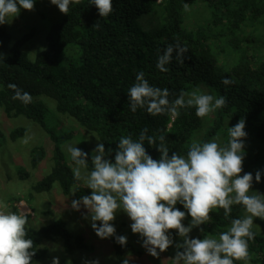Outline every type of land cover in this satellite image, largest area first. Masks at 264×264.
<instances>
[{"label":"trees","instance_id":"obj_1","mask_svg":"<svg viewBox=\"0 0 264 264\" xmlns=\"http://www.w3.org/2000/svg\"><path fill=\"white\" fill-rule=\"evenodd\" d=\"M40 1L35 0L34 6ZM96 23L99 27L93 26ZM34 33L32 30L14 41L5 25H0V109L10 119L24 117L35 123L51 143L52 168L31 186L32 192H49L54 184L73 200L91 192L74 179V165L62 149L74 137V131L59 133L52 128L36 99L51 100L57 115L95 134L106 151L113 150L106 157L113 160L121 136L138 140L141 131L147 129L146 135L155 137L157 144L160 135L165 137L170 155L172 151L186 155L193 141L220 139L226 143L228 126L243 118L248 135L241 175L250 172L255 177L261 170L264 182V0H113V11L107 17H100L89 0H80L70 5L68 14L50 23L43 48L30 58L23 46ZM177 43L187 48L184 62L179 63L174 52L166 65L169 70L161 72L156 67L158 55L169 44ZM141 71L150 85L169 89L170 99L182 90L199 88L216 97L225 96L227 106L205 118L197 117L195 108L181 109L177 118L152 116L145 109L132 112L127 93ZM225 78L232 83L224 85ZM9 85L29 93L31 102L14 99L15 90ZM26 132L27 128H15L7 137L15 142ZM144 146L159 159L155 145L145 141ZM45 156L44 147L33 148L31 168H37ZM17 176L24 181L30 174L17 167ZM176 207L185 211L182 205ZM14 212L18 210L14 208ZM244 212L242 206L234 205L225 217L223 209H214L211 221L200 226L203 234L218 237ZM184 221L189 223L190 217ZM27 231L36 252L32 264L45 263L48 251L41 244L55 238L61 239L68 256L94 249L82 235L72 234L61 219ZM255 233L248 245V263L264 264V234ZM110 241L118 262L127 254L137 258L144 255L130 243L121 246L114 237Z\"/></svg>","mask_w":264,"mask_h":264},{"label":"clouds","instance_id":"obj_2","mask_svg":"<svg viewBox=\"0 0 264 264\" xmlns=\"http://www.w3.org/2000/svg\"><path fill=\"white\" fill-rule=\"evenodd\" d=\"M50 3L68 14L70 5L79 4L80 0H50ZM89 3L97 8L100 17H107L113 11V0H89ZM34 4L35 0H0V25L10 23L21 10H34ZM184 10H189L187 4ZM93 26L99 27L98 23ZM174 52L176 60L184 62L187 48L179 43L169 44L158 55L156 67L161 72L169 70L166 65L171 63ZM222 83L227 86L232 81L225 78ZM9 87L15 90L14 99L31 102L29 93L17 89L16 85ZM171 95L167 88L150 85L142 71L127 93L132 112L145 109L152 116L168 114L177 118L181 109L195 108L196 116L205 118L227 106L225 96L216 97L199 88L182 90L174 99H170ZM245 127V120L241 118L234 126H228L226 143L193 141L186 155L175 151L170 155L165 137L160 135L157 144L155 137L146 135L147 129L141 131L138 140L130 135L121 136L114 160L106 158L113 150L106 151L103 143L96 145L90 159L88 153L67 145L74 179L91 190L89 195L72 200L71 207L80 211L83 205L87 211L84 219L90 218L97 237H114L121 246L127 244V237L117 235L111 222L117 212H124L132 222V233L139 234L142 247L152 257L159 258L170 246L175 247L171 264H234V261L248 264L249 241L256 235L254 218L264 220V193L252 190L253 179L261 182V170L256 171L255 177L250 172L241 175L244 141L248 135ZM145 141L149 146L155 145L159 159L148 153ZM177 204L185 211L176 207ZM234 205L242 206L246 214L232 219L230 227L218 237L190 236L194 228L204 233L200 226L211 221L210 212L214 209H223L224 216L228 217ZM7 208L0 201V264H32L36 252L33 240L28 238L27 216ZM188 217L190 222L185 226L183 221ZM170 230H175L181 242L175 241ZM52 264H59V258L54 257ZM85 264H99V260ZM123 264H129L128 260Z\"/></svg>","mask_w":264,"mask_h":264},{"label":"rangeland","instance_id":"obj_3","mask_svg":"<svg viewBox=\"0 0 264 264\" xmlns=\"http://www.w3.org/2000/svg\"><path fill=\"white\" fill-rule=\"evenodd\" d=\"M62 15L63 13L60 12L56 5L51 4L50 0H42L34 6V10L24 13L20 12L18 17L4 25L12 35L14 41L34 30L35 33L32 38L23 46V49L28 52L30 58H33L36 52L44 46L47 27ZM203 92L207 93L206 90H203ZM36 102L41 104L46 113L45 116L49 125L56 129L57 132L74 131V137L62 147L68 161L70 158L66 151L67 145L76 146L86 151L89 155L92 154V150L100 143L95 134L81 129L73 120L57 115L51 100L36 99ZM209 116L211 117L212 115L210 114ZM19 127L27 128L25 136L15 142L9 141L7 133ZM0 131L7 139L3 138L2 134H0V201L7 204V210L14 212V208H16L18 213L26 215L28 219L26 225L27 230L29 228L39 229L54 220L61 219L67 223V228L72 234L82 235L86 243L94 248L93 251H79L68 256L63 252V245L60 238L44 241L41 247L46 248L48 251V256L44 264H52L54 257L59 258V264H85L86 261L97 259L100 264H123L125 259L128 260L129 264H171L170 258L175 254V247L170 246L165 253H160L159 258L152 257L142 247V240L139 234L132 233L130 228L132 222L122 211L117 212L115 220L111 222L116 228V234L126 236L127 243L141 249L144 255L137 258L127 254L124 256L122 262H118L110 241L111 237L107 239L97 237L91 227L90 218L84 219L87 211L83 205H81L80 211H76L71 207L72 195H63L58 184H54L49 192L36 194L31 191V186L49 174L53 165L51 159V143L46 133L38 125L24 117L15 119L6 117L2 109H0ZM217 142L222 144V140L220 139ZM39 146L44 147L46 156L41 164L33 169L30 166L31 151L33 148ZM246 156L247 154H245L244 160ZM17 167H23L30 174V177L24 181L19 180ZM262 180L261 177V182L253 183V191L264 193V182ZM80 183L86 187L82 181ZM183 223L185 226L188 225V222L183 221ZM170 231L175 241L177 243L181 242V238L175 235V230ZM253 231L263 235L264 220L254 218ZM203 235L199 228H194L190 233V236L193 238H202Z\"/></svg>","mask_w":264,"mask_h":264}]
</instances>
